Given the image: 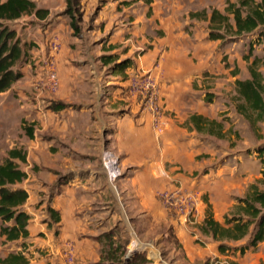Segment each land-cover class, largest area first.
<instances>
[{
  "label": "crops",
  "instance_id": "crops-1",
  "mask_svg": "<svg viewBox=\"0 0 264 264\" xmlns=\"http://www.w3.org/2000/svg\"><path fill=\"white\" fill-rule=\"evenodd\" d=\"M32 1L48 14L10 24L29 57L18 66L23 77L0 93V157L14 149L26 155L25 162L15 160L27 174L16 186L29 194L23 208L30 215L29 237L18 245L26 244L30 264H69L70 247L75 264H123L141 250L146 254L131 258L149 264L172 241L182 245L177 264L222 259L200 226L209 209L224 222L234 197L249 185L242 182L248 162L235 168L216 159L218 143L235 129V121L224 120L237 114L235 81L249 75L232 72L236 55L209 38V7L195 10L193 0H80L82 18L72 19L67 0ZM200 10L206 15L192 19ZM54 39L62 44L55 54ZM48 53L58 67L55 93L35 84L46 76ZM148 73L159 80L164 117L157 121L144 96L128 88L131 77ZM219 77L232 84L225 95ZM231 96L232 111L225 113ZM216 123L224 137L215 133ZM106 150L124 172L116 189L103 165ZM176 179L204 195L193 223L170 213L158 197ZM132 239L141 249L129 254Z\"/></svg>",
  "mask_w": 264,
  "mask_h": 264
},
{
  "label": "trees",
  "instance_id": "trees-1",
  "mask_svg": "<svg viewBox=\"0 0 264 264\" xmlns=\"http://www.w3.org/2000/svg\"><path fill=\"white\" fill-rule=\"evenodd\" d=\"M128 1L125 3L141 0ZM142 1L149 5L153 2V0ZM232 1L228 0L225 13L217 9L212 10L210 39L224 41L228 37L238 39L257 33V44H264V0ZM67 3V13L74 19V15L79 13L80 0H67ZM47 14L48 11L39 9L32 0H0V93L9 90L23 77L18 65L29 57L27 50L21 46L17 31L12 29L10 24L25 15H35L42 19ZM195 15L205 16L206 11L193 14V17ZM71 26L75 33L80 32L73 21ZM246 59L249 60V57L246 56ZM253 63L257 65V60ZM248 70L247 79L235 81L236 112L246 119L252 130L256 132L259 126L264 125V81L261 72L255 70L253 66ZM215 125L217 126L215 133L218 137H224L223 125L219 123ZM198 129L201 128L198 126ZM257 152L258 158L264 165V146L259 147ZM16 159L25 162V153L18 149L11 150L9 158L0 164V236L5 244L18 243L29 237L30 215L23 209L29 194L21 187L13 188L22 183L27 174L19 168ZM261 173L263 177L250 185L248 193L236 199L237 203L225 216L223 223L215 220L209 209L200 226L201 233L218 244V252L224 257L244 256L250 249H255L264 242V190L260 188V185L264 184V170ZM248 237L250 242L247 245L233 246V243ZM22 247L24 248L22 251L11 252L0 258V264H30L25 254L26 244L23 243ZM222 261L220 258L207 259L202 264H239L235 260ZM140 263L145 264L146 260L134 256L127 258L123 264Z\"/></svg>",
  "mask_w": 264,
  "mask_h": 264
},
{
  "label": "rangeland",
  "instance_id": "rangeland-1",
  "mask_svg": "<svg viewBox=\"0 0 264 264\" xmlns=\"http://www.w3.org/2000/svg\"><path fill=\"white\" fill-rule=\"evenodd\" d=\"M4 1H6V0H4ZM193 1H194V3L190 2V1H188V2L190 3V5L193 6V8H196L195 10L205 8V7L206 8L209 7V9H207V10L210 11V13H212V10H214V9L220 10V12H221V10L223 11V9H224V12H222V13H225V9L228 5V0H199V1L193 0ZM230 1H232V0H230ZM232 2H234V0ZM210 7H214V8H210ZM204 10H206V9H204ZM201 11H203V10H200V12ZM82 15H83V13H81V12H79L77 14V16L81 17V18H82ZM191 18L193 19V16H191ZM210 26H211V24H209V38H210ZM257 37H258L257 33L256 34L254 33L251 35H245V36L238 38V39H236V38L230 39L228 37L224 41L218 40L220 42L218 44V48H221V50H222L225 47H227V49L229 50L228 51L229 55L233 54V55L237 56L238 59H236V56H235V58L232 59V63L230 64V66H231L232 70H234L232 72H237L238 73L237 75H240V78L245 79L246 74L249 75L248 69L253 66L255 70H257L258 72H261V74L263 75V81H264V44H257ZM251 43H252V45H251ZM61 48H62V44H61ZM61 48H60V50H61ZM60 50L58 52H60ZM48 54H49L50 58H54V60H55V57H54L55 55H53V54H55V52L53 54H50V53H48ZM246 56L249 57V60L246 59ZM224 59L227 60V56ZM254 60H257V65L253 63ZM19 65H20V63H19ZM56 65H57V62H56ZM46 71H47V69H46ZM45 75H46V72H45ZM46 76H44L40 82H38L36 79L35 84L40 83L39 85L42 87V81L45 79ZM217 80L220 83L219 85H221L222 83L223 84L227 83V79L224 77H219V78H217ZM58 82H59V78H58ZM217 85H218V83H217ZM58 88H59V86H58ZM231 88H232V84L229 83L228 85L225 84L224 87H222L221 89L225 95V92L226 93L230 92ZM212 96H214V95H212ZM229 101H230V103H228V102L226 103V107L228 110H226L225 113L232 111L231 105H232V101H233V96H231L229 98ZM233 109H234V106H233ZM235 111H236V109H235ZM225 113H222L223 117H224ZM224 120L225 121L227 120V122H231L232 120L235 121L233 123L234 124L233 126L235 129L230 131V132L228 131L226 134L229 136L226 137L225 140L220 141L218 143V146H221V147H218V151H217V155H216L217 163H220V162L229 163L228 165L230 167L233 166L236 168V166L240 163V161L248 162L249 172L247 173V175H248L247 179L246 180L242 179L243 184H244V182L249 183V185L246 189V193H245V195H246L249 191L250 185L256 183L257 180H259L260 178L263 177L261 172L264 170V165H262L260 159L258 158L257 150L259 147L264 146V125L259 126L258 131L255 132L254 130H252L250 123L246 119H244L243 117H240L238 114H236V115L234 114V116H231V117L226 116V117H224ZM1 160H5V157L4 156L0 157V161ZM235 168H233V171L235 170ZM250 174H252V175H250ZM122 176H124V172H123ZM238 180H241V179L239 178ZM253 180H255V181H253ZM250 181H253V182H250ZM13 188H19V187L13 186ZM260 188L262 190H264V184L260 185ZM198 192H202V191L198 190ZM203 197H204V195L199 193L198 198H200V200H199L200 202H202ZM237 198H242V197H234V200L236 201V203H237V200H236ZM118 199H122V195H120V197ZM122 204L123 203L121 202V207L124 209V206ZM0 227H1V220H0ZM249 242H250V238L248 237L245 240L239 242L241 244H239L238 242L233 243V246H245ZM19 247H20V249H24L22 247V245H18V243H7V244L3 243V238H1V236H0V258L7 256V254H9L11 252H17ZM204 247L207 250V252L210 251L208 249V247H206V246H204ZM136 248H140L139 244L136 243V241H134V239H132L130 241L128 253L130 254L132 250H140V249H136ZM181 248H182V245L180 243H178L177 241H172L171 246L162 251L161 260L159 259V261H158V259L156 260L153 256L154 260L150 261L149 264H164V263L177 264V262H179L180 259H182L183 251L180 250ZM20 251H22V250H20ZM138 252L143 254L145 251L141 250ZM138 252L134 251L132 253L137 254ZM145 254H146V252H145ZM150 256H152V255H150ZM237 256L239 258H237ZM234 257H235V259H237V262L240 261L243 257V260H241V264H264V244H260L256 249H250L245 254V256L235 255V256H233V258L232 257L227 258V257L223 256L221 260H223L222 262L227 261V260H235ZM205 259L206 260L207 259L215 260V257H213V256L210 258L206 257ZM136 260L138 261L140 259H136ZM185 260L188 261L187 259H185ZM184 264H185V262H184Z\"/></svg>",
  "mask_w": 264,
  "mask_h": 264
},
{
  "label": "built area",
  "instance_id": "built-area-1",
  "mask_svg": "<svg viewBox=\"0 0 264 264\" xmlns=\"http://www.w3.org/2000/svg\"><path fill=\"white\" fill-rule=\"evenodd\" d=\"M51 51L57 53L61 48V42L54 39L50 43ZM46 77L42 81V87L55 92L58 89V74L57 65L54 58H49L46 62ZM129 91L138 96H144L146 107L157 119L164 117V108L162 104V97L160 94L159 80L153 73L145 75H134L130 78L128 84ZM103 165L106 170L108 181L116 189V182L122 177L123 171L119 165L117 156L109 150L104 152ZM171 180V177H168ZM173 181V180H172ZM175 185L169 190H163L159 195V199L166 210L182 218L186 224L193 223L198 215V198L199 192L189 190L178 179ZM140 248L136 249H141ZM67 260L69 264H75L73 256V249L70 247L67 252ZM228 264V263H227Z\"/></svg>",
  "mask_w": 264,
  "mask_h": 264
},
{
  "label": "clouds",
  "instance_id": "clouds-1",
  "mask_svg": "<svg viewBox=\"0 0 264 264\" xmlns=\"http://www.w3.org/2000/svg\"><path fill=\"white\" fill-rule=\"evenodd\" d=\"M132 255H136V254H131L128 258H130Z\"/></svg>",
  "mask_w": 264,
  "mask_h": 264
},
{
  "label": "water",
  "instance_id": "water-1",
  "mask_svg": "<svg viewBox=\"0 0 264 264\" xmlns=\"http://www.w3.org/2000/svg\"><path fill=\"white\" fill-rule=\"evenodd\" d=\"M130 255H131V254H130ZM130 255H129V256H130ZM129 256H128V257H129Z\"/></svg>",
  "mask_w": 264,
  "mask_h": 264
}]
</instances>
